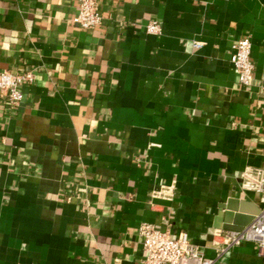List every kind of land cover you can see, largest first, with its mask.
Listing matches in <instances>:
<instances>
[{
  "label": "crops",
  "instance_id": "0c3cea01",
  "mask_svg": "<svg viewBox=\"0 0 264 264\" xmlns=\"http://www.w3.org/2000/svg\"><path fill=\"white\" fill-rule=\"evenodd\" d=\"M77 1L0 0V71L33 74L18 105L0 94V264H144L142 222L213 264H264L252 242L214 247L222 204L260 205L238 175L264 168V0H96L89 29Z\"/></svg>",
  "mask_w": 264,
  "mask_h": 264
},
{
  "label": "built area",
  "instance_id": "2783aa9c",
  "mask_svg": "<svg viewBox=\"0 0 264 264\" xmlns=\"http://www.w3.org/2000/svg\"><path fill=\"white\" fill-rule=\"evenodd\" d=\"M96 0H78L77 12L72 21L84 29L93 28L100 23ZM145 31L151 34L160 32V23L150 20L145 25ZM230 62L232 63L237 80L242 85L254 82L253 63L250 58L251 42L248 37H241L231 46ZM31 71H0V94L6 98L11 106L19 104L22 93L20 85L31 82ZM258 89L264 95V78L258 81ZM238 184L242 190L257 193L259 211L252 220L241 230H218L216 234L222 239L225 247H218L217 255L225 248L236 246L243 242H252L256 245L257 253L264 257V168L246 166L239 172ZM171 187L161 185L153 191V196L170 198ZM141 246L145 251L144 264H213L215 258L207 257L193 244L188 234L181 230L174 236L166 229L156 227L149 222H142L138 228Z\"/></svg>",
  "mask_w": 264,
  "mask_h": 264
},
{
  "label": "water",
  "instance_id": "95a60500",
  "mask_svg": "<svg viewBox=\"0 0 264 264\" xmlns=\"http://www.w3.org/2000/svg\"><path fill=\"white\" fill-rule=\"evenodd\" d=\"M234 201L228 200L227 204H222V209H227L222 213L220 226L227 230H241L245 225H247L254 215L259 211V207L253 209L251 213L247 215L241 214V212H232L235 211Z\"/></svg>",
  "mask_w": 264,
  "mask_h": 264
}]
</instances>
